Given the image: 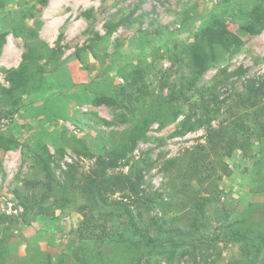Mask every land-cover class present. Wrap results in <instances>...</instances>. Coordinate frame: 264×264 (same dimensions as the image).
Returning <instances> with one entry per match:
<instances>
[{
	"label": "rangeland",
	"instance_id": "rangeland-1",
	"mask_svg": "<svg viewBox=\"0 0 264 264\" xmlns=\"http://www.w3.org/2000/svg\"><path fill=\"white\" fill-rule=\"evenodd\" d=\"M38 1L0 0V33L10 31L22 14H35L26 19V25L38 29L40 40L51 48H64L63 65L56 71L48 67L43 88L25 97L17 113L11 115L10 106L0 97V136L15 138L24 146L47 145L54 155L58 180L65 184L70 178L81 179L132 127V123H122L126 110L94 106V99L115 95L117 89L130 85L135 70L142 69L149 91L156 98L179 97L173 103L183 114L172 124H154L136 150L110 172L125 174L135 162L144 161L146 190L178 207L180 197L171 185L179 181L170 179H175L173 173L184 162L174 167L170 162L206 142V126L196 122L202 116L200 93L204 91L213 108L227 107L250 79L264 75V31L252 36L243 29L252 9L264 6V0H50L44 8ZM215 21L226 27L215 28ZM41 32L54 42L43 39ZM196 35L212 39L219 49V61L191 91L184 85L188 69L175 64V55L193 44ZM27 44L35 46L36 42L7 36L0 57V85L10 87L6 72L20 67L30 49ZM7 60H13L11 67ZM189 115L195 116V129L184 125ZM0 157V216L22 221L27 214L29 218V224L13 227L8 264H30L37 253L57 263L65 259L76 264L72 254L78 246L76 231L82 214L71 205L55 203L51 205L54 215L26 213L16 191L24 179L34 177L32 163L21 148L0 151ZM228 164L230 171L219 183L220 199L209 208L214 230L221 225V217H216L219 211L236 218L264 204V143L247 153L235 152ZM238 254V245L221 243L198 258L204 255L216 264H232ZM97 256L102 264L119 257L115 249H102ZM192 259L185 254L176 264H192Z\"/></svg>",
	"mask_w": 264,
	"mask_h": 264
},
{
	"label": "trees",
	"instance_id": "trees-1",
	"mask_svg": "<svg viewBox=\"0 0 264 264\" xmlns=\"http://www.w3.org/2000/svg\"><path fill=\"white\" fill-rule=\"evenodd\" d=\"M38 3L44 8L50 0H39ZM0 7H3L1 3ZM35 16L22 14L19 20L12 22L10 31L0 33V57L10 34L36 42L35 46L27 44L30 49L20 67L6 72L10 87L0 85V97L10 106L11 115L17 113L25 97L43 88L49 66L56 71L63 65L64 48H51L40 40L38 29L26 25V19ZM114 27L109 31L112 32ZM214 27L221 29L226 25L215 21ZM243 29L252 36L262 34V4L252 9ZM218 61L219 49L205 35H196L193 44L183 47L175 55V64H185L188 69L184 85L191 91ZM144 79V71L137 69L132 74V81L128 80L130 85L120 87L115 95L94 99V106L126 110L122 123H132V127L112 143L110 150H106L107 159L100 157L95 168L81 179L70 178V182L61 183L54 170V155L47 145L24 146L15 138L0 136V151L23 149L24 157L31 161L35 173L33 178L24 179L23 187L16 191L20 206L26 213L35 212L41 216L54 215L53 203L59 207L71 205L79 210L82 221L76 231L78 246L72 254L76 264H102L97 256L102 249L118 252L119 257L107 264H176L185 254L192 256V264H216L204 255V258H198V254L221 243L239 246L238 258L232 264H264V204H258L256 206L262 208L252 213L246 211L236 218L219 211L216 217H221V225L217 230L213 229L209 215V208L220 199L219 183L230 171L228 160L237 151L247 153L256 144L264 143V75L250 79L227 107L223 104L213 108L204 91L200 93L202 116L196 122L206 126V142L170 162L173 167L179 161L184 162L173 173L175 179H170L179 181L178 185H171L180 197L178 207L146 190L144 161L135 162L125 174L110 172L136 150L154 124H172L183 114V110L174 107L179 97L156 98L144 84ZM194 117H186L184 125H189V129L196 128L197 123L192 121ZM117 193L121 194L120 198L114 197ZM180 212L183 216H179ZM23 218L20 221L0 216V264L9 262L8 240L15 236L13 227L29 224L27 214ZM30 264L70 263L65 259L57 263L52 257L37 253Z\"/></svg>",
	"mask_w": 264,
	"mask_h": 264
},
{
	"label": "crops",
	"instance_id": "crops-1",
	"mask_svg": "<svg viewBox=\"0 0 264 264\" xmlns=\"http://www.w3.org/2000/svg\"><path fill=\"white\" fill-rule=\"evenodd\" d=\"M41 35H42V38L43 39H45L47 42H49V43H53L54 41H52V40H50V39H48L47 37H46V35L44 34V32H41ZM52 41V42H51ZM11 61H13V60H7L5 63H7V65H8V67H11ZM15 66V65H14ZM17 66V65H16Z\"/></svg>",
	"mask_w": 264,
	"mask_h": 264
}]
</instances>
